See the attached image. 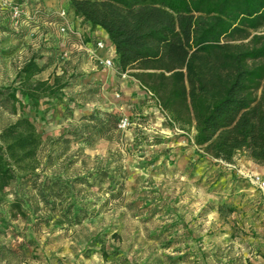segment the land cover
Listing matches in <instances>:
<instances>
[{"label": "rangeland", "instance_id": "obj_1", "mask_svg": "<svg viewBox=\"0 0 264 264\" xmlns=\"http://www.w3.org/2000/svg\"><path fill=\"white\" fill-rule=\"evenodd\" d=\"M63 46L14 28L0 6V87L31 56L46 65L37 80L64 72L68 82L37 109L14 115L0 102V130L21 115L44 141L38 177L12 182L0 203V264H264L262 196L237 172L206 160L193 131L167 125L112 45L109 69L81 51L63 57ZM92 113L116 114L117 125H127L98 137L85 127L94 121L82 118ZM116 176L124 188L112 197ZM55 179L82 180L72 193L86 209L80 223L61 215L70 198H38L35 187Z\"/></svg>", "mask_w": 264, "mask_h": 264}, {"label": "trees", "instance_id": "obj_2", "mask_svg": "<svg viewBox=\"0 0 264 264\" xmlns=\"http://www.w3.org/2000/svg\"><path fill=\"white\" fill-rule=\"evenodd\" d=\"M68 10L91 31L107 35L122 69L132 64L130 76L152 97L167 125L181 134L193 131L192 144L206 160L224 168L219 161L233 164L243 154L264 165V0H68ZM45 69L31 56L10 84L0 87V102L11 114L37 109L67 87L64 72L37 80ZM82 118L94 121L85 127L98 137L115 131L118 122L111 113ZM43 147L25 116L0 130V203L12 182L38 177ZM119 178H111L112 197L123 191ZM82 183L55 179L32 185L45 204L70 198L61 215L77 224L86 209L72 193Z\"/></svg>", "mask_w": 264, "mask_h": 264}, {"label": "built area", "instance_id": "obj_3", "mask_svg": "<svg viewBox=\"0 0 264 264\" xmlns=\"http://www.w3.org/2000/svg\"><path fill=\"white\" fill-rule=\"evenodd\" d=\"M0 6L7 9L9 18L14 28H19L25 25L31 30V34H38L39 22L44 21L48 26L55 29L57 38L60 39L64 48L61 54L67 57L72 50H82L91 58L96 59L104 68L112 67V59L108 57L98 58L94 49L87 48L83 39V33L78 29L80 21L77 20L73 14L66 10H58L56 12L45 11L41 8H34L31 12H26L24 7L19 2L12 0H0ZM40 38L42 37L39 35ZM73 39V42L70 40ZM95 49H105L104 42L97 40L94 43ZM127 125L126 119H122L117 125L118 129H124ZM219 163L230 171L237 172L249 186L256 190L264 198V175L255 174L238 170L234 164Z\"/></svg>", "mask_w": 264, "mask_h": 264}, {"label": "crops", "instance_id": "obj_4", "mask_svg": "<svg viewBox=\"0 0 264 264\" xmlns=\"http://www.w3.org/2000/svg\"><path fill=\"white\" fill-rule=\"evenodd\" d=\"M12 1L21 3V5L24 7V10L26 12H31L34 8H41L45 11H51V12H56L58 10L69 11L68 10V0H12ZM45 23L46 22H44V21H40L38 24L39 25L38 33H39V35L42 36L41 38L43 39V41H49L50 39L57 38V34H56L55 29L48 26ZM20 28L26 29L27 26L21 25L19 27V29ZM78 29H80V31L83 33V39L86 43L87 48H90V49L94 48L95 49V47H94L95 41L101 40L104 42L105 49H103V50L95 49V52L99 56H101L102 58L108 57L110 55V53H113V49L111 48V46L109 44L107 35L103 31H95V30L91 31L88 25L82 24L81 22L78 26ZM99 35L101 37H99ZM73 41H74L73 39L70 40V42H73ZM73 51L74 50H72V52ZM75 51L76 52L81 51V53H85V51H82V50H80V51L75 50ZM85 54H87V53H85ZM49 76L50 75L48 74V76L45 78V80ZM233 164L235 166H238V165L247 166L246 168L249 169V172L264 175V165H256L252 161L247 159L246 157L241 158L240 160L234 159ZM261 201L264 203V198L261 197Z\"/></svg>", "mask_w": 264, "mask_h": 264}]
</instances>
